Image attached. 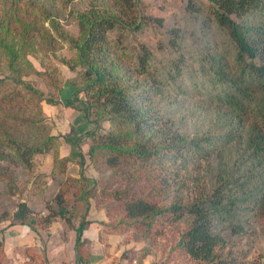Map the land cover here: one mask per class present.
Returning <instances> with one entry per match:
<instances>
[{"label":"rangeland","instance_id":"rangeland-1","mask_svg":"<svg viewBox=\"0 0 264 264\" xmlns=\"http://www.w3.org/2000/svg\"><path fill=\"white\" fill-rule=\"evenodd\" d=\"M41 2L50 5L64 36L51 28L45 18L46 10H36L32 18H39V25L50 32L55 47L46 50L35 43L27 53L28 63L20 56L14 64L23 67L21 79L39 90L37 96L27 93L32 96L25 98L26 103L32 101L27 114L42 118L43 124L38 127L40 138L44 139L45 134L53 136V140L47 144L48 151L32 156L29 167L17 158L14 147L0 141V233L6 240L4 248L0 245V264H77L75 230L86 208L72 192L84 186L82 183L85 180L87 183V179L91 181L89 187L95 185L97 189L87 216L90 222L81 239V252L90 264H203L177 248L192 216L172 223L150 224L144 219V223L130 227H114L124 213L114 191L124 187L127 178L138 170L151 173L158 161L150 157L120 158L122 163L128 160L130 166H108L106 157L112 151L105 144L111 133L121 135L128 126L112 121L107 113L100 116L103 107L99 109L98 105L91 118L81 108L90 97L83 91L89 79L78 44L84 42L88 33L81 14L95 9L117 17L118 23L107 35L111 58L115 57L123 68L120 75L134 98L142 100L149 96L142 105L159 119L164 143L175 134L194 137L219 133L224 139L235 131L243 135L247 126L240 129L237 119L231 118L218 98L223 87L214 71L218 60L222 59L224 67L232 71L237 63L228 28L217 21L215 4L210 0ZM32 18L27 16V20ZM35 39L41 41V33ZM15 47L20 51L19 42H15ZM145 48L151 55L144 70L139 56ZM10 59L0 49V77L12 74ZM75 91L79 93L74 94ZM0 139L4 141L2 131ZM243 140L239 137L234 146L224 147V153L221 148L215 153L224 156L231 165L245 157ZM91 148L97 156L90 155ZM164 162L168 163V170L177 174L185 175L186 170L197 173L199 178L191 185L207 188L215 185L221 167L216 158L209 162L190 161L188 168L168 158ZM68 184H71L70 217L51 215L55 197ZM172 195L166 194L162 202L169 203ZM25 201L31 215L36 217L31 228L13 222L18 204ZM216 227L224 238L221 251L235 255L233 264H264V206L243 210Z\"/></svg>","mask_w":264,"mask_h":264},{"label":"trees","instance_id":"trees-1","mask_svg":"<svg viewBox=\"0 0 264 264\" xmlns=\"http://www.w3.org/2000/svg\"><path fill=\"white\" fill-rule=\"evenodd\" d=\"M112 1L124 2L103 0L105 4ZM210 1L216 6L218 23L228 28L236 50L235 70L226 69L222 59L218 60L214 69L218 82L223 86L218 98L231 118L237 119L240 129L247 126L243 135L235 131L228 133V139H224L219 133L194 137L175 134L169 137V142L164 143L161 129L158 128L159 119L142 105L149 96L142 100L135 99L120 75L123 68L115 57L111 58L107 35L119 20L95 9L80 15L88 28L87 36L84 42L78 44V48L89 79L83 91L90 97L81 108L91 118L94 107L98 105L99 109L103 107L101 110H104H100V116L107 113L112 121L128 126L121 135L111 133L108 144L104 143L112 151L106 157L108 166L126 168L130 166L128 160L142 157L156 158L158 161L151 168V173L137 169L127 178L124 187L114 191L113 195L124 207L123 217L114 227H130L144 223V219L150 224L156 221L172 223L189 215L192 218L177 243L180 252L203 264H233L235 255L230 251H221L224 238L216 225L235 218L243 210L264 206V0ZM0 10V49L10 56L9 68L12 72L0 77V131L4 134V141H0L14 147L17 158L29 167L34 154L48 151L47 144L53 140V136L44 134V139H41L42 133H39L38 127L43 124L40 123L43 119L27 114L32 101L27 100L26 103L25 98L37 96L39 90L21 79L23 67L14 62L24 56L28 63L27 53L35 43L46 50L55 47L50 32L39 25V18H32L36 10H46L48 15L45 18L50 21L51 28L61 35L64 31L50 11V5H45L41 0H0ZM27 16L32 19L27 20ZM40 33L43 39L38 41L35 37ZM15 42L20 43V51L15 47ZM150 55L151 52L145 48L139 56V64L144 70ZM239 137L246 144L245 157L228 165L224 156L215 153L216 149L221 148L224 153V147L234 146ZM128 140L134 142L129 143ZM89 152L97 156L94 149L91 148ZM214 154L216 156L212 157ZM120 158L128 160L122 163ZM166 158L170 162H181L184 168H188L190 161L218 159L221 167L217 171L215 185L211 188L193 186L199 178L197 173L184 170V175L168 170V163L164 162ZM88 182L91 181L87 179L86 183L85 180L82 183L84 186L72 192L86 208L75 230L77 264H90L89 258L81 252V239L90 222L87 216L97 189L95 185L90 188ZM191 182L194 184L191 185ZM70 188L71 184H68L59 191L51 215L70 217ZM170 193H173L170 202L163 203V197ZM31 214L27 202H20L13 222L31 228L36 222V217ZM1 234L0 245L4 248L6 240Z\"/></svg>","mask_w":264,"mask_h":264},{"label":"crops","instance_id":"crops-1","mask_svg":"<svg viewBox=\"0 0 264 264\" xmlns=\"http://www.w3.org/2000/svg\"><path fill=\"white\" fill-rule=\"evenodd\" d=\"M22 233L26 234V233H27V231H25V232H24V231H22ZM24 234H22V235L24 236ZM27 234H28V233H27ZM22 235H21V236H22ZM29 235H30V236H32V235H31V232L29 233ZM21 236H19V237H21ZM33 237H34V236H33ZM21 238H22V237H21Z\"/></svg>","mask_w":264,"mask_h":264}]
</instances>
